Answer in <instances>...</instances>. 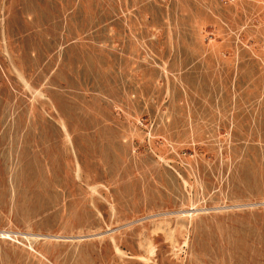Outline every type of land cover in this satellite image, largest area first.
<instances>
[{"label":"rangeland","instance_id":"rangeland-1","mask_svg":"<svg viewBox=\"0 0 264 264\" xmlns=\"http://www.w3.org/2000/svg\"><path fill=\"white\" fill-rule=\"evenodd\" d=\"M0 264H264V0H0Z\"/></svg>","mask_w":264,"mask_h":264},{"label":"bare ground","instance_id":"bare-ground-1","mask_svg":"<svg viewBox=\"0 0 264 264\" xmlns=\"http://www.w3.org/2000/svg\"><path fill=\"white\" fill-rule=\"evenodd\" d=\"M2 234V233H1ZM2 235H8V237H11L9 234H2Z\"/></svg>","mask_w":264,"mask_h":264}]
</instances>
